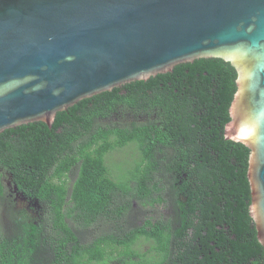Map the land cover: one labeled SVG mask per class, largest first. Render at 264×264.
Instances as JSON below:
<instances>
[{
	"label": "trees",
	"instance_id": "obj_1",
	"mask_svg": "<svg viewBox=\"0 0 264 264\" xmlns=\"http://www.w3.org/2000/svg\"><path fill=\"white\" fill-rule=\"evenodd\" d=\"M237 78L231 64L201 59L84 100L51 127L0 135V169L14 170L48 216L27 237L17 212L0 264H264L250 215L251 151L226 138ZM125 149L133 158L109 166ZM136 205L165 213L131 227Z\"/></svg>",
	"mask_w": 264,
	"mask_h": 264
},
{
	"label": "water",
	"instance_id": "obj_2",
	"mask_svg": "<svg viewBox=\"0 0 264 264\" xmlns=\"http://www.w3.org/2000/svg\"><path fill=\"white\" fill-rule=\"evenodd\" d=\"M201 59L238 74L226 138L264 247V0H0V135Z\"/></svg>",
	"mask_w": 264,
	"mask_h": 264
},
{
	"label": "flooded vegetation",
	"instance_id": "obj_3",
	"mask_svg": "<svg viewBox=\"0 0 264 264\" xmlns=\"http://www.w3.org/2000/svg\"><path fill=\"white\" fill-rule=\"evenodd\" d=\"M0 178L4 185L0 195V239H14L18 234L17 228L23 217L16 215L17 212L27 217V228L20 234L30 237L35 231L47 228V208L33 199L29 185L19 187L15 183L14 170L0 169Z\"/></svg>",
	"mask_w": 264,
	"mask_h": 264
},
{
	"label": "rangeland",
	"instance_id": "obj_4",
	"mask_svg": "<svg viewBox=\"0 0 264 264\" xmlns=\"http://www.w3.org/2000/svg\"><path fill=\"white\" fill-rule=\"evenodd\" d=\"M133 156H134V153L131 149H125L123 151L110 155L107 159V162L109 166L113 168H117L119 167V165H122L123 163H126L128 160L132 159ZM158 210L162 214L165 213L163 209L151 210V209L136 205L134 212L129 216V222H130L129 225L131 227L141 225L143 223V220H145L146 216L155 215L156 211ZM137 248L138 250H141L143 252V251L149 250L150 246L147 243H141L140 246H138Z\"/></svg>",
	"mask_w": 264,
	"mask_h": 264
}]
</instances>
